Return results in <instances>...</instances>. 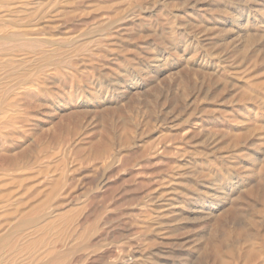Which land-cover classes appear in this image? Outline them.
<instances>
[{
  "label": "bare ground",
  "instance_id": "bare-ground-1",
  "mask_svg": "<svg viewBox=\"0 0 264 264\" xmlns=\"http://www.w3.org/2000/svg\"><path fill=\"white\" fill-rule=\"evenodd\" d=\"M263 3L264 0H0L1 131L5 128V133L22 134L28 116L24 111L29 108L27 105L25 109L26 101L53 82L57 85L51 86V91L56 95L73 90L74 83L88 75L94 62L88 56L81 63L74 62V58L88 50L93 54L125 29H130V38L119 45L122 59L134 60L132 65L156 61L152 79L160 72H168V89L175 88L185 96L184 108L189 114L176 132L168 125L147 126L134 136L133 129L121 124L117 126L121 134L117 149L109 131L94 141L92 130L96 124L84 121L79 128L62 130L64 133L57 134L52 145L39 142L26 155L8 157L5 177H14L19 168V173L40 170L53 161L59 181L52 199L45 201L51 206L67 184L69 158L76 155L81 163L103 165L104 172L95 184L99 190L106 184V169L117 160L121 162L123 150L151 139L144 157L170 160L166 171L156 176L157 185L133 202L141 215L136 224L133 222L135 232L126 238L127 242L124 240L128 253L123 256L120 251L118 259L106 264H147L151 254L146 249L155 246L158 239L170 237L179 246L200 253L199 264H264ZM155 12L156 17L148 20ZM136 21H140L138 25ZM136 53H143V58H137ZM65 61L69 62L70 73L62 76L58 67ZM45 70L52 74L45 72L49 74L46 75ZM192 83L195 87L191 91ZM73 144L80 147L75 155ZM170 147L179 152L170 155ZM137 165L140 167V163ZM154 198L159 206L151 205ZM74 202L79 205L73 206L70 200L64 208L53 210L41 204L8 225L5 236L0 235V264H85L103 255L110 242H101V238L100 243L95 238L106 224L110 207L94 210V222L88 224L90 195L86 193ZM139 243L144 245L141 250ZM139 251L141 255L136 253Z\"/></svg>",
  "mask_w": 264,
  "mask_h": 264
},
{
  "label": "rangeland",
  "instance_id": "rangeland-1",
  "mask_svg": "<svg viewBox=\"0 0 264 264\" xmlns=\"http://www.w3.org/2000/svg\"><path fill=\"white\" fill-rule=\"evenodd\" d=\"M155 13H154L155 15L152 14L153 17L152 15L151 16L149 15L148 20H150L151 18L154 19L157 15V12ZM138 22L140 21H136V25L139 24ZM129 30L125 29V31H122V33L118 34V36L113 37L114 39L112 38L109 41V44L107 43V45L105 46H100V48L98 47L97 50L93 52V54L89 53L88 52L89 50L85 52L82 51L83 53H80L79 54L80 56L78 55L76 58H74V62L77 61L81 63L87 60V56H88L89 60L94 62H92L93 63L92 70L88 73V75L87 74H86L87 76L83 75L84 77L83 76L82 77L84 79L81 77L80 79L81 81L79 80L74 83L76 86L75 85L73 86L75 88H73V90L71 89L72 92H70L71 90L68 91L69 89H66L67 92L64 90L63 92L65 93H62L63 97L58 94L56 95L51 91L57 85L56 82H53L50 83V85L53 88L50 85H48L50 87L47 86L44 87L43 89L44 91L40 92L39 94L34 93L32 95L33 97L31 96L28 99V101H26L25 109L28 106L29 108H27L26 110L24 109L26 111V112L24 111V114L28 116L27 118L25 116L27 121H25L24 127H22L24 129H21L23 130L22 134L17 135L16 133H11V132L5 133V128H3L2 131L0 130L1 133L0 134V216H1L0 235L5 236V230L8 227H10V225L14 224L15 221L18 222L20 218L29 215L37 208H40L41 204L44 208L49 207L48 209L50 210L51 208L52 210L56 208L62 209L71 200V202H73V206H78L79 204H76L74 200L83 198L85 197V194L88 193V195H90V201L92 202L90 204L91 205L90 207L91 211L89 213L90 216L88 215V217L86 218L88 224L94 222L91 221L94 220L95 218L94 210L96 209L99 210V208H103L104 206H109L111 209V212L108 213V217H106V224L104 225V227L102 226V229H100L99 234L95 238V241L98 242L101 241L100 240L101 238H102L101 242L107 240V242H110V244H108V246L109 245L110 246L108 247L109 249L106 248L107 250L102 253L103 255L101 254H100L101 256L96 255L93 257V259L90 260L91 263L87 262L85 264H94V263L98 264L100 263V261H101L100 264H106L110 260L118 259L120 251H122L123 256L126 255V252L128 253V246L126 243L128 241L127 237L130 236L132 232L133 233L135 232V224L136 222H138V220L140 219L139 216L141 215L140 210H138V208L134 206L136 204H134L133 202L139 201V199L142 198V196H144L146 191L151 190L153 187L157 185L156 181H154L157 178L156 176H159L161 172L163 173V171L164 172L166 171L165 168H167L166 167L168 165L167 162L168 160H170V158L166 159L162 156H159L157 158H153V157L151 158V156L149 158L144 157L146 147L149 146L148 144H150V142L152 141L151 139H150L151 141L148 139L143 140L141 142L135 141L137 142L135 144V147L133 146L134 144H132V146L130 145L128 148L125 149L126 151L123 150V152H121L120 154L124 156V157L121 156L120 159L121 162L117 160L114 162V164L112 163L113 165L111 164L112 166L110 165L106 169V173H107L105 174L107 179L106 184L103 186L102 189L99 190H96L95 184L97 185L99 178L104 172L103 165L99 162H90V163L82 162L83 163L82 164L81 161L76 160L75 153L80 149V147L79 145H77L78 146L77 147L75 144H73L72 146L75 145L78 149L75 146L73 147V150L74 151L76 150L74 152L75 156L69 158L70 162L69 160L67 161V169H68L67 184L65 186L63 185L64 186V188L62 187L63 193L60 192L62 194L60 193L58 194V196L54 200L55 202L54 201L51 202V206L49 204L46 205V202L52 199L53 188L55 187L57 181H59V178L57 176L58 173L54 171L55 163H53V161L52 163H50L49 167L44 166L45 168H42L40 170H31L28 171L27 173L25 172L19 173L20 170L22 169L19 168L17 174L14 177H9V178L5 177L4 170H5V164L9 161L8 157L10 158L15 157V155L18 156V154H20L19 156H21V154L26 155L27 153L32 151L35 146H38L41 142L43 146L52 145V142L54 141L57 134H60V132H63L64 130H66V128L69 127L79 128L86 121L87 122L91 121L94 122V124H96L95 128L92 130L95 134L94 141L99 140L101 138V134H103L106 131H109L113 137L111 138V143L114 145V148L116 146V149L120 148V144L118 145V143H120L121 141V136H120L121 134L120 132H118L117 126H120L121 124L127 125L129 128L133 129L134 133L132 132V134L136 136V135H140V132L142 133V130L145 131L147 126L148 129L149 127L159 128L160 125H164V126L168 125L171 126V130L176 132L180 127V125L186 123L188 118L187 116H189V114L185 112L186 107L184 108L186 104V100L184 99L185 96H181L180 94H178L175 88H172L171 90L168 89L170 83V78L168 75L169 73L160 72L158 73V75L156 74L154 79H152L153 76L152 65L153 63L154 65H156L155 64L156 61L151 62L148 60L145 61L146 63L143 64L135 63L136 65H132V63L135 62L134 60L129 61L122 59L123 56L119 51V45L125 42L124 39L130 38ZM106 37L107 35H102V38H106ZM96 38H101V35L100 37L97 36ZM111 41L113 42V44ZM141 49L140 51H143L142 46ZM136 55L137 58H141V59L143 58L142 57L143 53L141 54V56L138 53H136ZM68 63H69L68 61L67 62L65 61L58 67L59 72L62 71L59 73V75L67 76V74L70 73L69 72L70 65ZM135 66L136 68H134ZM98 67H100L101 69H99ZM45 72H47V70H45L44 73ZM111 72H114L115 74L114 73L112 74ZM47 73L52 74V71L50 72L48 71ZM47 73L45 74L49 76V74ZM92 76L93 78L91 79ZM147 82H149L150 84L147 85ZM194 87H195L194 83H192L190 87L191 91L194 90ZM45 88L47 89V91H45ZM48 92L50 93L48 94ZM51 92L58 97H56L55 95L51 96L52 94ZM45 94L48 95L46 96ZM67 94L70 96H68ZM178 95L180 96V98ZM107 97H109V99H111L112 102L111 100L108 101L106 99ZM116 97L117 99H115ZM171 99L173 100V102ZM175 99H177V101ZM175 103L177 106H179L177 109H175L176 106L174 105ZM171 116L172 119L170 118ZM141 118H143V120ZM144 121H146L145 124H143ZM191 127L194 128V126ZM26 129L28 131H26ZM66 136H68V133H66ZM153 140H156V138H153ZM169 152L170 155H172V153L174 155L177 154L179 150L177 148L174 149L173 147H170ZM12 154L15 155L12 156ZM138 163H140V167H138L139 166L137 165ZM29 172H31L32 174L35 173L34 176L32 177V174ZM25 174H28L31 177H29L28 175L26 176ZM18 177L20 180L18 179ZM22 177H24V179ZM5 179H8V181H6ZM143 187L145 188L143 189ZM154 199L152 203L154 202L155 204L153 203L151 205L159 206L158 204L156 205L158 199L157 198ZM132 206L135 208H133ZM11 214L12 217H10ZM8 220H11L12 222H9ZM2 236L0 237V240L3 238ZM117 238L119 240H117ZM171 240H173L171 237L169 239L168 238L158 239L157 241L159 242H157L155 246L153 245L149 247V249H146L147 252L150 250V252H148L147 254L149 255L151 254L150 261H148L147 264H151V263L152 264H196V263L199 264L198 262H199L200 253L197 254V252L194 251L192 252L191 249L188 250V248L183 247L182 244H181L182 246H179L180 243L178 245L176 241L174 240L171 241ZM118 242L121 243V246L118 245L119 244ZM142 245H143L142 243L141 244L139 243L138 245L140 250L143 249L142 247L144 245L143 246ZM175 248L176 250H174ZM136 253H138V255H141L140 251ZM102 259L105 261H103Z\"/></svg>",
  "mask_w": 264,
  "mask_h": 264
}]
</instances>
